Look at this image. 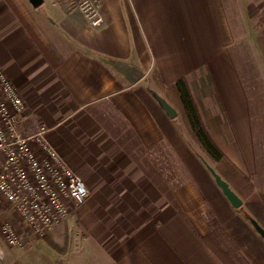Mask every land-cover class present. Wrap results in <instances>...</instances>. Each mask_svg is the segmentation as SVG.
Masks as SVG:
<instances>
[{
	"label": "crops",
	"instance_id": "obj_1",
	"mask_svg": "<svg viewBox=\"0 0 264 264\" xmlns=\"http://www.w3.org/2000/svg\"><path fill=\"white\" fill-rule=\"evenodd\" d=\"M76 1L0 0V69L94 196L74 211L84 234L69 232L70 216L25 246L0 238V264H224L203 241L207 208L240 255L264 264V239L142 82L184 77L239 176L264 182V106L231 52V18L244 27L264 0H101L97 27Z\"/></svg>",
	"mask_w": 264,
	"mask_h": 264
},
{
	"label": "built area",
	"instance_id": "obj_2",
	"mask_svg": "<svg viewBox=\"0 0 264 264\" xmlns=\"http://www.w3.org/2000/svg\"><path fill=\"white\" fill-rule=\"evenodd\" d=\"M73 4L89 25L103 23L101 0ZM47 132L26 113L20 91L0 69V238L10 247L45 237L88 196Z\"/></svg>",
	"mask_w": 264,
	"mask_h": 264
},
{
	"label": "rangeland",
	"instance_id": "obj_3",
	"mask_svg": "<svg viewBox=\"0 0 264 264\" xmlns=\"http://www.w3.org/2000/svg\"><path fill=\"white\" fill-rule=\"evenodd\" d=\"M259 15L257 17L254 16L246 17L244 27L240 25L241 23L238 17H234L233 19L231 18V20L235 22V26H234L235 31L233 34L234 44L231 52L235 59L236 64L240 67L241 72L246 78L247 82H249L248 86L250 84L249 94L252 98V101H254L257 104L262 103L264 106V99H263L264 98V67H263L264 30L262 29L264 24L258 25ZM142 82L152 94H155L157 97L163 98L165 101L170 103L176 110L178 109V105L174 96L171 93L164 90V88L159 86L155 82V80L153 81L152 79L149 78L142 80ZM172 124L176 126L179 135L181 136L183 142H185L184 144H186V146L189 148V153H192L197 158V160L205 166L204 162H202L196 155V153H200L204 158L205 163L209 164L216 171L219 170L226 173V177H227L226 181L229 183V186L237 193H239L240 190L239 197L242 200V204L236 209L241 211L240 213L245 215V217L246 215H250L248 208L246 207L247 200L251 199L253 196L258 197L259 195L262 194L264 195V182L261 181V177H258L259 181L256 182V184L254 185L253 183L254 177L252 176L250 178L244 179L243 176L242 177L239 176L236 166L231 161L230 162L233 165H231L230 163L217 165L214 161L210 160L204 153H202L197 148L194 140L192 139V137L188 132L186 124L184 123L179 110H177V113L173 116ZM55 145L58 148H60L59 144H56V142ZM183 154L185 155V153ZM105 196L109 201L110 200L109 194H105ZM92 199H94V196L90 194L88 191V196L86 200H92ZM77 208L78 207L73 209V211L67 217L69 218L70 216H72L70 218L74 225H72V227L69 229V232L75 235H77V233L79 234L85 233V230L79 224L76 214H74V211ZM205 212L208 219L207 224H209L210 226V232L207 235H210L213 234L211 232V228H212L211 226L214 225V220L216 221V218L211 215V212L208 210V208L206 209ZM246 220L249 222L247 217ZM58 228H57L58 231H56L58 234L56 235V239L59 242V244H62L64 242L65 233L67 232V230L65 229L63 224H61L60 227ZM219 238H220V245L224 250L228 252V256H233L236 258L237 255L238 256L240 255V253H237L238 250L237 245L233 241L228 239L227 234L225 236L221 234ZM235 258L233 260L236 264H242L240 261H238Z\"/></svg>",
	"mask_w": 264,
	"mask_h": 264
},
{
	"label": "trees",
	"instance_id": "obj_4",
	"mask_svg": "<svg viewBox=\"0 0 264 264\" xmlns=\"http://www.w3.org/2000/svg\"><path fill=\"white\" fill-rule=\"evenodd\" d=\"M264 24V9L259 15L258 25ZM153 80L164 88L167 92L171 93L177 105L180 108V113L188 132L192 139L194 140L197 148L204 153L210 160L214 161L217 165H222L224 163H230V160L226 157L224 152L215 143L208 130L206 129L201 114L198 110L197 104L191 94L188 83L184 77L178 78L173 84L164 85L158 75L153 73ZM198 158L204 162L205 160L200 153H196ZM233 165V164H231ZM234 167V166H233ZM225 180H227L226 173L222 171H217ZM247 179L248 177H244ZM249 182V179H248ZM246 207L250 215H246L247 219L249 216L255 218L259 224L264 228V195L253 196L246 202ZM211 232L213 234L206 235L203 241L207 246L221 259L224 264H236L234 262L233 256H228V252L222 248L220 245V235H226L225 231L217 225V221L214 220V225L211 226ZM238 249V247H237ZM239 253V249L237 250ZM242 264H251L243 255H237L235 258Z\"/></svg>",
	"mask_w": 264,
	"mask_h": 264
},
{
	"label": "water",
	"instance_id": "obj_5",
	"mask_svg": "<svg viewBox=\"0 0 264 264\" xmlns=\"http://www.w3.org/2000/svg\"><path fill=\"white\" fill-rule=\"evenodd\" d=\"M32 6L36 7L41 4L42 0H29ZM162 107L167 112V114L173 117L176 113L175 109L169 105L163 98L158 97ZM206 168L212 175L216 185L221 189L224 196L231 203L233 207H239L242 204L241 198L238 194L229 186V183L209 164L205 163ZM249 222L256 230V232L264 239V228L257 222V220L251 216L248 217Z\"/></svg>",
	"mask_w": 264,
	"mask_h": 264
}]
</instances>
